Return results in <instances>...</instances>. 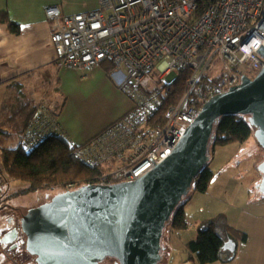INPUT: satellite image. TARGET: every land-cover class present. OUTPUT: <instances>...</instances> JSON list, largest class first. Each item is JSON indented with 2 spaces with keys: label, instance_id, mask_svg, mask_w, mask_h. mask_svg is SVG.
I'll use <instances>...</instances> for the list:
<instances>
[{
  "label": "built area",
  "instance_id": "2783aa9c",
  "mask_svg": "<svg viewBox=\"0 0 264 264\" xmlns=\"http://www.w3.org/2000/svg\"><path fill=\"white\" fill-rule=\"evenodd\" d=\"M46 17L56 67L110 62V78L133 104L79 151L91 167L104 166L101 185L153 170L209 100L264 68L253 55L264 60V0H97L72 15L49 7ZM49 116L36 124L48 128Z\"/></svg>",
  "mask_w": 264,
  "mask_h": 264
},
{
  "label": "water",
  "instance_id": "95a60500",
  "mask_svg": "<svg viewBox=\"0 0 264 264\" xmlns=\"http://www.w3.org/2000/svg\"><path fill=\"white\" fill-rule=\"evenodd\" d=\"M258 52L264 56L263 45ZM226 116L247 117L264 149V68L209 100L173 152L147 174L85 185L29 209L20 220L26 251L37 264H102L108 258L115 264H159L166 224L209 163L214 126ZM259 171L264 193V162Z\"/></svg>",
  "mask_w": 264,
  "mask_h": 264
},
{
  "label": "crops",
  "instance_id": "0c3cea01",
  "mask_svg": "<svg viewBox=\"0 0 264 264\" xmlns=\"http://www.w3.org/2000/svg\"><path fill=\"white\" fill-rule=\"evenodd\" d=\"M55 6L62 13L72 15L95 9L97 0H0V13L7 12L10 20L21 26V33L15 35L5 25H0V90L5 89L3 96L6 95L7 102L17 95L13 94L15 88L9 87L10 81L34 72V76L22 78L23 94L33 97L32 92L39 88V95L35 98L38 99L44 91L43 87H49V101L62 105L57 117L60 129L73 143L83 145L126 115L133 104L125 93L116 88L104 66L77 69L56 67V52L52 41L53 21L46 17L47 8ZM72 76L77 79L81 77L78 79L81 84L78 88L68 89L66 80ZM4 104L0 105V120ZM251 140L240 144V148L248 144V151L253 147ZM224 147L226 150L230 146ZM262 150V153L259 151L258 155L254 154L253 162L245 169H240V166L245 161L243 158H248L241 155L242 161L239 163L238 155L241 152L230 154L234 160L228 165L236 163L237 173L230 179L217 172L206 193H194L190 197L188 204L197 195L204 199L212 193L213 201L226 204L227 209L216 211L222 213L219 217H212L214 213L209 216L208 210L203 207L197 212L196 209H189V205L186 206L188 228L180 232L169 231L164 245V254L167 253L168 260L164 259L166 264H199L195 258H190L187 245L197 240L198 229L203 221L214 219L226 241H230L227 226L246 234V240L238 244L235 260L226 264H264V193L259 189L262 174L258 172V165L264 162ZM223 191L224 195H221ZM2 233L0 230V235ZM5 250L0 249V257L4 259L0 264H16L9 261Z\"/></svg>",
  "mask_w": 264,
  "mask_h": 264
},
{
  "label": "trees",
  "instance_id": "16d2710c",
  "mask_svg": "<svg viewBox=\"0 0 264 264\" xmlns=\"http://www.w3.org/2000/svg\"><path fill=\"white\" fill-rule=\"evenodd\" d=\"M0 25H5L12 34L19 35L21 26L10 20L7 12L0 13ZM103 66L110 72L113 65L104 62ZM26 73L10 81V88H15L18 95L12 96L3 105L0 120V183L6 182L5 175L25 184L28 192L42 189H60L62 193L72 191L85 185H99L105 173L104 166L91 167L79 156L81 147L90 142L77 145L60 129L57 117L62 105L49 101V90L43 87L38 99L24 95L22 78L34 76ZM177 87L182 89L180 84ZM36 100V101H35ZM44 113H49L48 128L39 127L36 120ZM40 128L45 131L41 134ZM40 134V135H39ZM2 136V137H1ZM254 136V128L244 116H226L214 126L209 148L224 147L234 143L244 144ZM11 139H17L16 145L9 146ZM93 140V139H92ZM91 140V141H92ZM209 163L202 169L194 181L189 194L174 211L165 229L180 232L188 228L185 207L190 201V193H206L216 173ZM1 185V184H0ZM165 231V230H164ZM228 239L232 244L226 249L225 238L217 229L216 220H205L198 229V238L187 245V252L199 264L230 263L235 260L238 244L246 240V234L227 226ZM5 252L9 257V244ZM163 255L164 245H162ZM11 258V257H10ZM9 259V258H8ZM15 262L12 257L10 262Z\"/></svg>",
  "mask_w": 264,
  "mask_h": 264
},
{
  "label": "rangeland",
  "instance_id": "374dc122",
  "mask_svg": "<svg viewBox=\"0 0 264 264\" xmlns=\"http://www.w3.org/2000/svg\"><path fill=\"white\" fill-rule=\"evenodd\" d=\"M42 69H39V70H42ZM43 71H44V69H43ZM37 72H38V70H37ZM108 74H109V72H108ZM78 79H82V78L78 77ZM78 79L76 76H72L71 78H68L66 80V87L68 89L73 88V87L78 88V85L81 84L78 81ZM112 82L114 83V81H112ZM115 86H116V84H115ZM116 88L119 91H121L117 86H116ZM4 90L5 89L0 90L1 94H2V95H0V105L6 102V95H5V97L3 96ZM14 91L15 92L13 94L17 93L16 90H14ZM38 91H39V88H37V90L34 93L32 92V95L34 98L38 97V95H39ZM17 95L19 96V94H17ZM0 110H1V107H0ZM251 139H253V140H251L253 147L250 148L248 151H246L248 149V144L245 147H243V149H241L240 144H237V143L228 145L230 147H226V150H225V147H221V148L217 147V149L215 150V157L213 159L214 162L211 166L212 169L215 170L214 172L215 173L218 172L219 174H222L225 177L227 176L229 178L234 176L237 173V170H238L237 166L238 165H236V163L232 164L231 166L228 165L231 161L234 160L233 155H230V154H236L239 152H241V154L238 155V158H239L238 162L239 163L242 161L241 155L248 158V160L246 158H243V160H245V161L240 166V169H245V168L249 167L251 165V163L253 162L252 157L255 155H258L259 151H260V153H262V151H263L262 148L260 147V145L258 144V142L256 141V139L254 138V136H252ZM3 141H5V143H7V140L2 139V142ZM9 141H11L12 143H9V144L7 143L6 145L14 146V145H16L17 139H11ZM243 150H245V151L243 152ZM209 156H210V158L212 156H214L213 151H212V147L209 148ZM260 165H258V172H259ZM2 171H3V164H2V161H0V172H2ZM5 177H6L7 183H5L4 181H3V183H0L1 184L0 185V230H1V232H3L2 235H0V241L4 240L3 235L7 230H9L11 228V223H14L15 225L19 226V229H21L20 228V220H21L23 215L27 214L29 209H32V208L38 207L44 203H47V202L51 201V199L55 195L62 193V190H60V189H42V190L35 191V192H28L27 186L25 184H23L22 182L11 178L9 175H5ZM246 180H247V178H246ZM219 181L223 182L224 180L223 181L219 180ZM193 194H194V192H191L190 196H192ZM221 195H224V191ZM201 197H203V196H200V195L195 196L194 200H192V203L190 202L191 204L189 203L186 206L189 205V209H193V211H195V209H196L197 212H200V208L203 207L205 210H208L209 216L214 213V215L212 217H215V216L219 217L220 214L222 213V212L216 213V211H218V210L224 211L227 209L226 204H224V203L221 204L218 201H213L214 199L212 198V193L207 195L204 199ZM168 235H169V230L165 229L164 234H163V239H162V245H166ZM21 237L22 238L20 239V244L23 246V244L25 245L26 237L22 232H21ZM22 246L20 247L22 249V252L19 251L20 250L19 247H18L17 253L13 252L15 250L10 251V249H9V255H10L9 259L11 260V258L13 257L16 264H26V263L32 264V263H34V261L32 262L34 257L31 258V256L28 253H23L24 250H23ZM0 249H1V251L7 249V245H4V244L0 245ZM14 249H16V248H14ZM1 254H2V252H1ZM165 258H166L165 261L168 262L167 253L164 254V251H163L162 260L159 262V264H166L164 261ZM26 260H27V262H26ZM1 262H4V259L2 257H0V263ZM115 262H116L115 259L108 258L102 264H115ZM34 264H36V263H34Z\"/></svg>",
  "mask_w": 264,
  "mask_h": 264
},
{
  "label": "flooded vegetation",
  "instance_id": "af4514ba",
  "mask_svg": "<svg viewBox=\"0 0 264 264\" xmlns=\"http://www.w3.org/2000/svg\"><path fill=\"white\" fill-rule=\"evenodd\" d=\"M15 230L17 232H15ZM3 238H4L3 242L9 244L10 251L15 250L13 252L17 253L18 252V247H19V249H20L19 251L22 252V249L20 248L22 246L20 244V239L22 237H21V229H19V226L15 225L14 223H11V228L7 232L4 233ZM22 247H23V250H24L23 253H27L26 245L23 244ZM14 248H16V249H14ZM31 258H33V257L31 256ZM33 261H34V263L37 264L35 257L33 258L32 262ZM26 262H27V260H26ZM34 263H32V264H34Z\"/></svg>",
  "mask_w": 264,
  "mask_h": 264
},
{
  "label": "bare ground",
  "instance_id": "6f19581e",
  "mask_svg": "<svg viewBox=\"0 0 264 264\" xmlns=\"http://www.w3.org/2000/svg\"><path fill=\"white\" fill-rule=\"evenodd\" d=\"M28 253V252H27ZM29 254V253H28ZM30 255V254H29ZM30 256H32V255H30ZM32 257H34V256H32Z\"/></svg>",
  "mask_w": 264,
  "mask_h": 264
}]
</instances>
